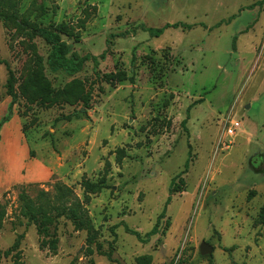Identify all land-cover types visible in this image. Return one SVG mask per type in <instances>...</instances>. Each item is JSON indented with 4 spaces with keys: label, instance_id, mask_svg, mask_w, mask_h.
Masks as SVG:
<instances>
[{
    "label": "rangeland",
    "instance_id": "1",
    "mask_svg": "<svg viewBox=\"0 0 264 264\" xmlns=\"http://www.w3.org/2000/svg\"><path fill=\"white\" fill-rule=\"evenodd\" d=\"M261 1L21 0V16L43 26L78 28L88 12L80 42L62 36L69 54L90 56L74 75L48 65L51 45L43 38L0 21V61L15 74L18 92L38 56L54 88L78 79L92 89L88 109L80 102L30 107L24 98L14 105L0 140V264H138L142 256L150 264H264ZM175 23L180 27L159 37L149 31ZM9 69L0 64V120L11 102ZM118 71L135 84L103 80ZM229 115L241 126L226 138L233 142L226 150L219 143ZM102 178L100 193L81 186ZM57 183L82 202L94 243L63 218L53 249L51 238L28 224L20 194L56 206ZM157 223L149 242L126 231L144 236ZM20 235L19 248L5 256ZM203 242L211 255L201 254Z\"/></svg>",
    "mask_w": 264,
    "mask_h": 264
},
{
    "label": "trees",
    "instance_id": "2",
    "mask_svg": "<svg viewBox=\"0 0 264 264\" xmlns=\"http://www.w3.org/2000/svg\"><path fill=\"white\" fill-rule=\"evenodd\" d=\"M21 0H0V21L4 24H11L18 29H22L27 32L30 38L41 37L49 45H51V52L48 56L47 63L53 69H61L68 72L71 75L77 74L82 71L86 61L90 59V56H80L78 53L69 54V46L62 39V36H66L70 39L80 42L82 35L81 30L85 29L90 15L84 10V18L78 22V28L70 25L66 22L58 24H51L50 26H43L38 22H32L28 16H21L19 9ZM260 3H264L263 0ZM254 4L251 7L256 6ZM96 10V9H95ZM45 13V11H43ZM179 28L180 24H167L161 29H149L150 33L154 36H161L168 28ZM104 57V56H103ZM93 60L98 63L97 58L93 57ZM0 64H5L9 69V64L6 61H0ZM103 80L108 84H117L124 81H130L135 84V77H129L125 71H118L116 73L105 74ZM17 78L12 70L9 69V77L6 82L7 95L11 97V102L8 106V111L0 120V140L1 130L3 126L9 122L14 116L13 108L18 102L19 98H24L27 104L31 106H38L41 108H53L64 104H76L82 103V106L88 109L92 101V89H86L85 84L78 79L73 80L65 87L56 89L53 87L51 81L45 74L44 59L38 56L35 60V68L32 69L25 80L22 82L19 92L17 91ZM83 111H77L75 114L63 115L56 119V122L71 121L75 116H78ZM26 128H23V132L26 133ZM122 157L125 155L124 149L118 150ZM30 156L34 157L33 151L30 152ZM81 186L86 193L97 194L100 193L106 186V178H102L98 182H92L88 179H84L81 182ZM57 189V205H52L49 201L45 203L36 204L25 192L20 194L22 201L23 213L28 220V224H33L37 228V232L40 237L51 238V247L56 248L57 243V223L59 219H67L72 222L76 230L86 231L88 239L92 243L95 241V227L87 214L82 202L75 196L73 190L62 183L56 184ZM45 194V193H44ZM86 202H89V197ZM170 202L168 199L166 205ZM1 208V206H0ZM164 212L158 217V222L165 217ZM5 216L4 208L0 209V230L3 226V220ZM260 220L264 223V209L261 213ZM53 227V232H50ZM126 231L136 236L142 242H149L153 236L158 233V223L154 228L142 236L139 232L132 230L126 226ZM24 235H20L14 245L8 249L4 254L5 256L11 255L16 251ZM43 246V245H41ZM99 250V247H98ZM100 251V250H99ZM109 258L112 257L111 253H108ZM138 264H150V256H142L138 258Z\"/></svg>",
    "mask_w": 264,
    "mask_h": 264
},
{
    "label": "built area",
    "instance_id": "3",
    "mask_svg": "<svg viewBox=\"0 0 264 264\" xmlns=\"http://www.w3.org/2000/svg\"><path fill=\"white\" fill-rule=\"evenodd\" d=\"M241 123L233 117V115H229L227 119L224 121V133H225V141L221 140L219 144L224 146V149H230V146L233 142H227V137H234L237 134L238 129L240 128Z\"/></svg>",
    "mask_w": 264,
    "mask_h": 264
},
{
    "label": "water",
    "instance_id": "4",
    "mask_svg": "<svg viewBox=\"0 0 264 264\" xmlns=\"http://www.w3.org/2000/svg\"><path fill=\"white\" fill-rule=\"evenodd\" d=\"M213 251V247L207 244L206 242H203L200 246V252L202 255H211Z\"/></svg>",
    "mask_w": 264,
    "mask_h": 264
}]
</instances>
